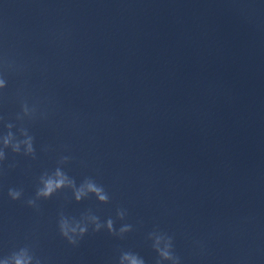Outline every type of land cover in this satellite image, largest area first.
Wrapping results in <instances>:
<instances>
[{
  "label": "water",
  "instance_id": "1",
  "mask_svg": "<svg viewBox=\"0 0 264 264\" xmlns=\"http://www.w3.org/2000/svg\"><path fill=\"white\" fill-rule=\"evenodd\" d=\"M0 54L17 66L0 127L15 122L18 92L47 112L12 129H28L36 159L6 149L0 163V254L29 246L42 264H117L133 250L155 264L146 234L159 228L182 264H264L261 0H0ZM60 154L108 204L63 190L27 206ZM118 206L133 225L122 239L90 231L74 247L57 230L61 210L115 220Z\"/></svg>",
  "mask_w": 264,
  "mask_h": 264
},
{
  "label": "clouds",
  "instance_id": "2",
  "mask_svg": "<svg viewBox=\"0 0 264 264\" xmlns=\"http://www.w3.org/2000/svg\"><path fill=\"white\" fill-rule=\"evenodd\" d=\"M264 3V0H261ZM5 71L15 72L17 66L14 61H8L0 54V93L8 87V79ZM19 98V111L15 113L14 121L23 124L25 121L33 122L37 119H47V112L39 106L38 102H29L22 98L21 93H17ZM3 117L0 116V122ZM15 122L3 123L0 127V163L6 159V149L12 153L22 154L25 157L36 159V148L34 147V137L29 134L26 127H19L17 136L12 129L16 127ZM46 151L50 149L46 146ZM70 154H60L55 159L56 166L51 171H44L38 178L34 198L27 199L25 203L33 209L39 208L42 200H48L56 193L68 190L71 192V199L79 203L89 197H94L99 204H108L110 194L106 191L103 184L99 183L94 177L86 176L79 184L73 176L65 170V166L72 161ZM10 167H15L13 163ZM8 197L12 201L21 200L23 197L22 189L11 187L8 189ZM128 215L124 207H117L115 220L109 216L101 219L99 215L88 209L82 212L79 217L65 214L61 210L57 215L56 227L61 237L68 244L78 246L80 241L91 231L99 233L107 231L109 234L118 238H124L126 234L133 231V225L123 222ZM122 223L117 228L115 221ZM146 240L150 243L151 249L155 252V264H182L181 257L175 252L174 237L159 228H153L146 234ZM0 264H42L29 246H22L13 249L8 254H0ZM117 264H147L145 258L133 250H121Z\"/></svg>",
  "mask_w": 264,
  "mask_h": 264
}]
</instances>
